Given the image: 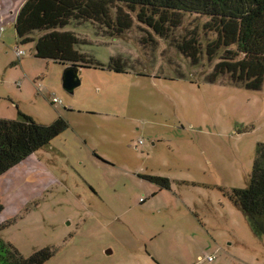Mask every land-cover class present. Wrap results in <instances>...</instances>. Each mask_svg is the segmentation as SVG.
I'll list each match as a JSON object with an SVG mask.
<instances>
[{
	"label": "rangeland",
	"instance_id": "obj_1",
	"mask_svg": "<svg viewBox=\"0 0 264 264\" xmlns=\"http://www.w3.org/2000/svg\"><path fill=\"white\" fill-rule=\"evenodd\" d=\"M23 1L0 0V119L62 118L68 129L0 177L3 240L25 259L50 250L45 264H264V235L229 198L248 187L264 145V83L209 82L218 60L204 50L206 18L185 15L166 38L134 16L116 39L71 22L77 50L103 67L80 68L69 94L67 66L17 39ZM193 35L197 64L178 48Z\"/></svg>",
	"mask_w": 264,
	"mask_h": 264
},
{
	"label": "trees",
	"instance_id": "obj_2",
	"mask_svg": "<svg viewBox=\"0 0 264 264\" xmlns=\"http://www.w3.org/2000/svg\"><path fill=\"white\" fill-rule=\"evenodd\" d=\"M185 15L206 18L205 35L212 39L205 45L210 62L218 60L210 83L225 77L235 85L258 91L264 83V0H25L20 7L15 31L20 44L34 43V56L63 66L103 67L77 46L83 41L64 31L71 22L92 23L119 38L137 23L166 38L183 25ZM134 16V17H133ZM41 33L37 40L32 37ZM179 50L194 64L200 61L203 46L193 35ZM120 58H111L109 69L124 73ZM18 120L0 119V177L20 165L68 129L58 118L41 125L19 114ZM155 183H167L159 178ZM167 185V184H166ZM164 185V186H166ZM232 203L264 235V145H258L251 180L246 189L232 190ZM53 253L41 250L23 258L0 234V264H45Z\"/></svg>",
	"mask_w": 264,
	"mask_h": 264
},
{
	"label": "water",
	"instance_id": "obj_3",
	"mask_svg": "<svg viewBox=\"0 0 264 264\" xmlns=\"http://www.w3.org/2000/svg\"><path fill=\"white\" fill-rule=\"evenodd\" d=\"M78 72L79 68L77 66H68L64 71L62 86L69 94H73L75 90L81 86V80Z\"/></svg>",
	"mask_w": 264,
	"mask_h": 264
},
{
	"label": "built area",
	"instance_id": "obj_4",
	"mask_svg": "<svg viewBox=\"0 0 264 264\" xmlns=\"http://www.w3.org/2000/svg\"><path fill=\"white\" fill-rule=\"evenodd\" d=\"M16 55H17L18 59H21V58H23V56L26 55V53L24 51L20 50V49H17ZM51 104L52 105H58V104L61 105L62 101L58 100L57 98H53V99H51ZM215 259H216L215 257H208L206 260L208 262H213V261H215Z\"/></svg>",
	"mask_w": 264,
	"mask_h": 264
},
{
	"label": "crops",
	"instance_id": "obj_5",
	"mask_svg": "<svg viewBox=\"0 0 264 264\" xmlns=\"http://www.w3.org/2000/svg\"><path fill=\"white\" fill-rule=\"evenodd\" d=\"M25 1V0H24ZM23 1V2H24ZM22 6V5H21ZM205 262H208L207 260H205ZM209 264H213L214 263V261L213 262H208ZM243 264H248V263H246V262H242ZM233 264H235V263H233Z\"/></svg>",
	"mask_w": 264,
	"mask_h": 264
}]
</instances>
